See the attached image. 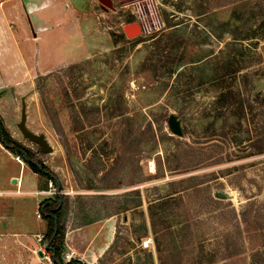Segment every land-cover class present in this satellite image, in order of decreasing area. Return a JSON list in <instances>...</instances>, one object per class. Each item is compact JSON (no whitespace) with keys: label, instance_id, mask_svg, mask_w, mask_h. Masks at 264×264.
I'll list each match as a JSON object with an SVG mask.
<instances>
[{"label":"rangeland","instance_id":"374dc122","mask_svg":"<svg viewBox=\"0 0 264 264\" xmlns=\"http://www.w3.org/2000/svg\"><path fill=\"white\" fill-rule=\"evenodd\" d=\"M0 116L51 148L64 263L264 264V0H0ZM0 146V264H51Z\"/></svg>","mask_w":264,"mask_h":264},{"label":"trees","instance_id":"16d2710c","mask_svg":"<svg viewBox=\"0 0 264 264\" xmlns=\"http://www.w3.org/2000/svg\"><path fill=\"white\" fill-rule=\"evenodd\" d=\"M28 140V139H27ZM29 141L24 144L15 139L0 116V144L14 156L23 160L27 166L38 175L39 189L46 190L48 184L55 188L54 195L42 200L38 205V213L46 223V232L41 241L47 251L51 264H86L78 259L64 263L60 255V245L64 237L65 219L68 211V198L62 192L60 178L43 160L40 147Z\"/></svg>","mask_w":264,"mask_h":264},{"label":"water","instance_id":"95a60500","mask_svg":"<svg viewBox=\"0 0 264 264\" xmlns=\"http://www.w3.org/2000/svg\"><path fill=\"white\" fill-rule=\"evenodd\" d=\"M138 26L135 23H129L127 25H125L124 27V34L128 37V38H134L137 32ZM168 125L170 130L174 133V134H179V129L177 127V123L173 118H170L168 120ZM26 137L33 142L34 144H36L37 146L40 147L41 151L43 153H47L49 151H51V148L47 145L46 141L40 137V136H36V135H32V134H25ZM15 182V179H13ZM39 255L42 256V252H39Z\"/></svg>","mask_w":264,"mask_h":264},{"label":"bare ground","instance_id":"6f19581e","mask_svg":"<svg viewBox=\"0 0 264 264\" xmlns=\"http://www.w3.org/2000/svg\"><path fill=\"white\" fill-rule=\"evenodd\" d=\"M49 57V53L46 51L45 52V57H44V59L42 60V62H40L39 63V68H40V70H43L44 71V69H45V66H46V63H47V58ZM1 147V146H0ZM18 161L22 164L23 162L20 160V159H18ZM151 168L152 169H154V166H153V164L151 163ZM21 185V184H20ZM106 226H107V228L109 229V238L111 237V235H112V231H113V224H112V220L111 219H108V220H106ZM105 248V246L103 247V249Z\"/></svg>","mask_w":264,"mask_h":264}]
</instances>
